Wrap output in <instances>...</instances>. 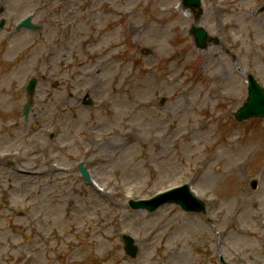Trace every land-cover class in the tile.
Wrapping results in <instances>:
<instances>
[{"label": "rangeland", "instance_id": "374dc122", "mask_svg": "<svg viewBox=\"0 0 264 264\" xmlns=\"http://www.w3.org/2000/svg\"><path fill=\"white\" fill-rule=\"evenodd\" d=\"M2 23L0 264H264V119H234L264 0H0ZM185 183L204 214L128 205Z\"/></svg>", "mask_w": 264, "mask_h": 264}, {"label": "water", "instance_id": "95a60500", "mask_svg": "<svg viewBox=\"0 0 264 264\" xmlns=\"http://www.w3.org/2000/svg\"><path fill=\"white\" fill-rule=\"evenodd\" d=\"M186 4L197 7L199 6V0H186ZM23 26L32 27L29 20L23 23ZM197 38L199 45H205L206 32L203 29H193L192 31ZM35 82L32 83L30 91H33ZM235 117L238 120H245L251 117H264V90L255 82V80L249 77V93L248 99L245 105L236 113ZM86 175L85 171L82 169ZM255 185V184H254ZM166 203H177L182 206L186 211H204V206L201 202L194 199L190 192L189 187L184 186L181 189H176L165 195H161L157 199L147 202H130V205L134 209L144 208L152 212L158 207ZM126 250L129 254L135 255L137 249L132 246L133 241L130 238H126Z\"/></svg>", "mask_w": 264, "mask_h": 264}, {"label": "bare ground", "instance_id": "6f19581e", "mask_svg": "<svg viewBox=\"0 0 264 264\" xmlns=\"http://www.w3.org/2000/svg\"><path fill=\"white\" fill-rule=\"evenodd\" d=\"M28 176V175H27Z\"/></svg>", "mask_w": 264, "mask_h": 264}]
</instances>
